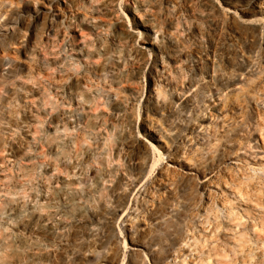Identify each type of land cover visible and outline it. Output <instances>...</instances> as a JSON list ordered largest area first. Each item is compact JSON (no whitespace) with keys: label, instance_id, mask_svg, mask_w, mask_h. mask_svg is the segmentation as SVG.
<instances>
[{"label":"rangeland","instance_id":"obj_1","mask_svg":"<svg viewBox=\"0 0 264 264\" xmlns=\"http://www.w3.org/2000/svg\"><path fill=\"white\" fill-rule=\"evenodd\" d=\"M10 1L13 4L9 13L20 18L12 36L1 40L5 48L0 49V106L12 84L27 95L16 98L10 110L26 122L27 115L33 116L35 121L27 124L29 132L37 131L36 136L40 138L39 152L34 155L36 162L44 161L41 155L47 150L44 142L54 134L55 125L66 121L62 112L75 108L67 105L69 96L63 95L61 87L69 84L72 77L85 75L97 92L92 94L95 98L85 112L98 118L99 131L91 134L84 124V112L76 114L83 119L70 133L74 139L79 136L82 146L79 150L69 146L66 151L72 157L84 149L92 154L90 162L83 166L82 180L87 184L99 169L101 157L122 166L124 152L132 150L128 149L127 141H119L122 126L112 118L107 106L115 95L113 74L90 73V62L81 60L77 64L70 45L75 42L80 46L83 38L88 41L103 38L114 22L130 20L133 0H107L111 8L104 12L88 9L101 26L97 31L76 22L86 13V0L80 9L63 8L70 23V27L65 28H71L65 38L56 37L53 30H47L46 18L50 14L36 20L32 10L27 9L28 4L38 9L45 6L52 13L51 0H0ZM208 1L215 10L225 7L226 0ZM205 13L200 9L197 15L217 42L214 45L205 42L209 60L220 65L229 80H238L239 84L228 87L226 82L217 84L205 78L202 82L204 93L191 106H180L178 114H172L169 121H163L156 112H149L151 125L160 130L159 145L151 143L141 129L143 103L123 102V110L137 121L132 135L139 137L137 148L148 155L149 165L141 182L131 190L129 206L120 213L111 243L103 249L98 245L92 247L98 252L95 261L87 257L76 264H137L140 261L158 264L171 247L174 254L166 264H264V13L255 17L257 26L262 28L258 51L251 49L249 38H239L230 30L217 31ZM246 18L249 16H244ZM3 22L0 21V26ZM35 29L39 38L33 44L31 37ZM26 51H34L43 61L29 60ZM227 54L232 58L231 64L226 63ZM50 58L57 59L60 64L48 66L46 59ZM247 66L249 76L242 74ZM14 67H19V74L10 79L8 71ZM147 83V76L142 74L139 86L146 90ZM165 96L169 97L168 93ZM7 125L0 113V139L9 138L13 148L28 140L23 130L9 135ZM146 141L160 148L159 151ZM229 156L233 160L224 162ZM4 162L0 165V175L14 173L18 165L9 159ZM88 169L93 170V175L85 173ZM163 214L168 217L159 225L155 219ZM178 241L181 245H174ZM139 242L146 247L136 253L133 248ZM150 244L154 246L151 248Z\"/></svg>","mask_w":264,"mask_h":264},{"label":"bare ground","instance_id":"obj_2","mask_svg":"<svg viewBox=\"0 0 264 264\" xmlns=\"http://www.w3.org/2000/svg\"><path fill=\"white\" fill-rule=\"evenodd\" d=\"M59 2L64 5L60 6ZM11 4L13 1L0 2V21H4L0 26V49L5 48L1 40L9 39L19 24L20 16L9 13ZM81 4L83 0H70L68 3L51 0L49 7H53L52 13L45 6L38 9L28 4L27 9L32 10V17L36 20L50 14L46 18L47 30H53L56 37L65 38L71 28H65L70 27V23L62 12L63 8L77 10L82 8ZM86 4V13L76 22L97 31L101 26L88 9L104 12L111 8V4L107 0H86ZM130 7V20L114 22L107 36L88 41L80 35L83 38L80 46L75 42L70 45L77 64L81 60L90 62V73L113 74L115 95L107 106L111 109L112 118L122 126L119 141H127L128 149L131 147L132 150L124 152L122 166L101 157L99 169L94 171L92 182L87 184L82 180L83 166L90 162L92 154L84 149L72 157L66 151L69 146L76 150L82 146L79 136L74 139L70 133L81 125L79 121L83 119L76 114L84 112V124L91 134L99 131L98 118H92L85 112L95 98L92 95L95 89L85 75L74 76L69 84L61 87L63 95L69 96L67 105L75 108L62 112L66 121L56 124L54 134L45 139L47 150L41 154L44 156L41 164L34 156L39 152L40 138L36 136L37 131L29 132V122L35 121L33 116L27 115L26 122L10 110L16 98H26L27 95L13 84L7 88V96L0 106L2 118L9 124L5 128L9 135L23 130L28 140L24 144L17 143L13 148L9 138L0 139V165L6 159L18 165L14 173L0 175V264H76L87 257L95 261L98 252L92 247L98 245L103 249L111 243V234L121 218L120 213L129 206L131 190L141 182L149 165L148 155L137 148L139 137L132 135L137 121L123 110V102L143 103L141 129L151 143L159 145L160 130L151 125L149 112H156L163 121H169L172 114H178L180 106H191L204 93L202 82L205 78L217 84L226 82L228 87L239 84L238 80H229L220 65L209 60L205 42L210 45L217 42L213 33L201 23L202 19L197 15L200 9L206 12L205 17L217 31L230 30L239 38H249L251 49H259L262 28L257 26L255 17L264 13V0H226L225 7L220 10H215L208 0H133ZM140 12H143L142 16L138 15ZM244 16L249 18L244 19ZM35 31L31 37L33 44L39 38ZM25 53L33 62L43 61L34 51ZM225 58L227 64L233 62L230 54ZM46 64L53 67L60 61L50 58L46 59ZM249 73L247 66L242 74L249 76ZM17 74L19 67H14L8 71L7 77L14 79ZM142 74L147 76L146 90L139 86ZM166 93L169 97L165 96ZM23 102L26 104L25 100ZM149 141L147 144L159 151L160 148ZM231 160L233 157L229 156L224 162ZM89 171L85 173L93 175V170ZM167 217L163 214L155 221L161 225ZM174 245H181V241ZM134 246L136 253L146 247L141 242ZM153 246L150 244L151 248ZM172 254L171 247L157 263L166 264Z\"/></svg>","mask_w":264,"mask_h":264}]
</instances>
